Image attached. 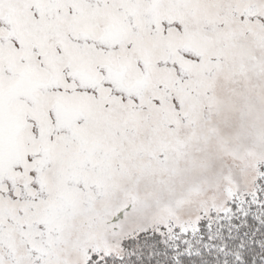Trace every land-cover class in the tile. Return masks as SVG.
Listing matches in <instances>:
<instances>
[{"label":"snow or ice","instance_id":"6c2138e0","mask_svg":"<svg viewBox=\"0 0 264 264\" xmlns=\"http://www.w3.org/2000/svg\"><path fill=\"white\" fill-rule=\"evenodd\" d=\"M0 264H264V0H0Z\"/></svg>","mask_w":264,"mask_h":264}]
</instances>
